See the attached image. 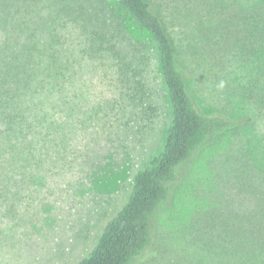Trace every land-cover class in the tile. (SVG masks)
I'll return each instance as SVG.
<instances>
[{"label": "trees", "instance_id": "1", "mask_svg": "<svg viewBox=\"0 0 264 264\" xmlns=\"http://www.w3.org/2000/svg\"><path fill=\"white\" fill-rule=\"evenodd\" d=\"M183 1L188 5L192 0ZM193 1L195 40L190 43L198 33L208 58L233 79L238 64L251 58L256 79L240 86L242 94L235 95L250 101L264 141V0L248 7ZM164 2L0 0L2 212H14L28 197L27 183L52 154L63 157L76 145L71 139L85 118L80 116L81 94L75 83L86 60L94 62L90 67L100 69L103 76L130 84L127 95L135 102L137 91L140 100L156 99L160 90L152 85L151 48L158 57L171 108L163 145L136 173L126 202L78 264H131L145 254L153 243L154 214L167 200L177 168L207 138L233 123L226 112L196 106L187 82L189 78L193 83V75L167 29ZM256 171L264 176V170ZM261 191L263 198L261 194L254 210L248 207L243 215L245 229L237 231L233 225L225 245L216 248L215 264H264V187Z\"/></svg>", "mask_w": 264, "mask_h": 264}, {"label": "rangeland", "instance_id": "2", "mask_svg": "<svg viewBox=\"0 0 264 264\" xmlns=\"http://www.w3.org/2000/svg\"><path fill=\"white\" fill-rule=\"evenodd\" d=\"M212 1L218 7H248L263 0ZM185 3L165 0L163 6L167 29L193 75L188 89L199 109L226 112L233 123L177 168L168 198L153 217L152 246L131 264H215L216 248L225 245L233 225L245 229L243 215L248 207L254 210L264 187V176L256 171L264 170L259 125L250 101L235 95L256 79L255 67L251 58L241 62L235 79L219 70L198 33L190 43L195 6L193 0ZM92 63L86 60L75 83L85 118L72 136L76 145L63 157H49L14 212L0 211V264H78L126 202L136 173L163 145L171 108L155 50L149 56L152 85L160 90L154 100H140L137 91L132 101L130 84L103 76ZM221 258L228 261L225 254Z\"/></svg>", "mask_w": 264, "mask_h": 264}]
</instances>
